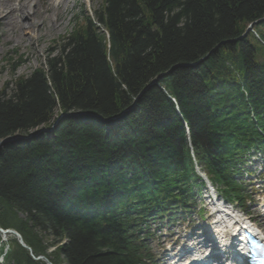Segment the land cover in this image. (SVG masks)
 I'll return each instance as SVG.
<instances>
[{"label":"trees","instance_id":"16d2710c","mask_svg":"<svg viewBox=\"0 0 264 264\" xmlns=\"http://www.w3.org/2000/svg\"><path fill=\"white\" fill-rule=\"evenodd\" d=\"M83 14L0 92V141L87 113L0 147V228L30 248L7 234L0 264L152 263L148 223L196 212V166L244 207V158L264 153V0Z\"/></svg>","mask_w":264,"mask_h":264},{"label":"rangeland","instance_id":"374dc122","mask_svg":"<svg viewBox=\"0 0 264 264\" xmlns=\"http://www.w3.org/2000/svg\"><path fill=\"white\" fill-rule=\"evenodd\" d=\"M59 0H20L21 5H28L30 7L37 8V13L32 16L18 17L17 12L12 15L10 23L1 21L0 23V92L7 86L9 89L14 81L21 77L29 75L35 68L45 63L46 57L53 50L56 49L62 37L67 36L74 30L76 23L79 22L81 16L85 17L86 13L89 16L94 14L95 10H98L103 3V0H63L60 3L58 11H52L49 3L55 6ZM5 8H10L17 5V0H2ZM22 23L17 26L20 22ZM28 22H34V25L38 29L32 30L29 27ZM14 23V24H13ZM42 25V26H41ZM13 29H18L17 31ZM21 36V37H19ZM19 37V38H18ZM56 51V50H55ZM54 52V51H53ZM55 119L53 124L59 122L58 118ZM61 119V118H60ZM52 124V125H53ZM51 125V126H52ZM40 129V128H39ZM47 129H50L47 128ZM31 131L30 133L34 132ZM256 162L249 163L248 166L254 169V174L250 178L254 180V188L257 186V192L250 193L247 188V193H250L249 199L254 203L246 202L245 209L249 215L256 220V223L264 228V225L257 219L258 216V204L257 201L261 196H264V178L260 184L258 175L261 171H264V158L255 157L251 161ZM248 199V200H249ZM199 202H201V211L203 213V221L198 216L187 217L179 219L176 222L164 223L163 221H155L150 224L151 236L148 237L147 243L153 258L160 263L162 260L171 254L170 249L181 242L187 241V236L184 234V228L189 227L194 231L198 226H204L214 220V213L209 204V194L206 190H203L198 196ZM236 206V205H233ZM205 213V214H204ZM190 224V226H187ZM207 229V228H206ZM53 250L50 248L49 251ZM66 264V263H61Z\"/></svg>","mask_w":264,"mask_h":264},{"label":"bare ground","instance_id":"6f19581e","mask_svg":"<svg viewBox=\"0 0 264 264\" xmlns=\"http://www.w3.org/2000/svg\"><path fill=\"white\" fill-rule=\"evenodd\" d=\"M19 1L20 0H17L16 6H13L10 8H5V6L2 3V0H0V23H1V21L5 22V23H10L12 15L15 14L16 12L18 14V17H20V15L24 16V17L25 16H32V15H35L37 13V10H36L37 8L30 7L28 5H21L19 3ZM46 1L48 2L49 0H46ZM62 1L63 0H59L56 3V5L52 6V7L49 3L50 9L52 11H58L60 8H62V6H60V3ZM21 24L22 23L20 22L18 25L14 24V26H17V28L19 29V26H21ZM28 24L32 30H36V31L38 30L36 28V26L34 25V22H28ZM18 29H13V26H12L10 28V31H12V30L17 31ZM19 37H21V36H19ZM214 208L216 209V212L218 213V217H219L218 222L221 223L218 230L222 234V239L227 244L231 243L233 241L231 231H232V229H235L234 234H236L237 230L239 228H241L238 225V222L241 223V218H239V216L237 214L232 212L229 207L223 206L220 203L214 204Z\"/></svg>","mask_w":264,"mask_h":264},{"label":"water","instance_id":"95a60500","mask_svg":"<svg viewBox=\"0 0 264 264\" xmlns=\"http://www.w3.org/2000/svg\"><path fill=\"white\" fill-rule=\"evenodd\" d=\"M253 24H250L249 26H248V29L252 26ZM63 116H71V117H80V116H87V113H85V112H72V113H68V114H65V113H63V114H61L60 115V117L58 118V120H60V118H62ZM55 125L56 124H53L52 126H51V128L50 129H47V128H40V129H37V130H35L34 132H32V133H29V134H27V135H18V134H16V135H13V136H10V137H7V138H5V139H3V140H1L0 141V147H2V146H5V145H7V144H9V143H12V142H15V141H18V140H27V139H30V138H32V137H35V136H37L38 134H40V133H42V132H45V131H51L54 127H55ZM0 231H2V232H9V233H12V234H14L18 239H19V242L21 243V245L23 246V247H25V248H28L24 243H23V241H22V239H21V237H20V235L17 233V232H15V231H13V230H6V231H3V230H1L0 229ZM29 249V248H28ZM39 258H43V257H38L37 259H39ZM46 262H47V264H51L46 258H43Z\"/></svg>","mask_w":264,"mask_h":264}]
</instances>
